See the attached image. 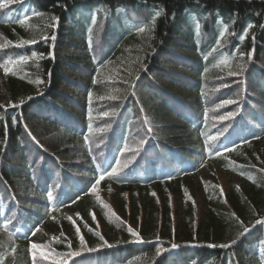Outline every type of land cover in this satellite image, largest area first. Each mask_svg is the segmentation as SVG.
<instances>
[{"label": "trees", "instance_id": "16d2710c", "mask_svg": "<svg viewBox=\"0 0 264 264\" xmlns=\"http://www.w3.org/2000/svg\"><path fill=\"white\" fill-rule=\"evenodd\" d=\"M0 3L3 264H33L32 243L41 246L35 264L46 247L61 264L70 251L83 254L67 264L257 258L264 241V223H256L264 221V0ZM23 40L38 43L15 46ZM134 140L140 148L132 151ZM220 149L227 150L217 155ZM219 173L235 177L227 191ZM197 175L207 187L202 195L193 191Z\"/></svg>", "mask_w": 264, "mask_h": 264}, {"label": "snow or ice", "instance_id": "6c2138e0", "mask_svg": "<svg viewBox=\"0 0 264 264\" xmlns=\"http://www.w3.org/2000/svg\"><path fill=\"white\" fill-rule=\"evenodd\" d=\"M3 7H6V5L3 4V3H0V8H3ZM34 15H40V14H39V13H35ZM28 19H29L28 17H25L24 19H21V20H19L18 22H19L20 24L23 25V24L27 23V20H28ZM53 19H58V18H55V17H54ZM252 27H254V25H251V24L247 25V26L245 27V29L243 30V33L239 36V40L242 41V40L246 39V38L248 37V35H249V29L252 28ZM140 31H143V28H141ZM44 39H46V40H47V39H55V37H44ZM252 39L254 40L255 37L252 36ZM9 43H12V42H9ZM32 43H38V41H35V40H23V41H21V43H20L19 45H15V46H17V47H22V46H24V45H30V44H32ZM217 43H219V39L217 40ZM3 47H4L3 45H0V49H2ZM212 51H216V48L213 47ZM31 55H32V57H36L38 54L35 53V52H33ZM21 59H26V58H21ZM8 71H9L8 68H4V72H5V73H8ZM230 74H232V73H230ZM89 98H91V93H89ZM230 103H235V101H233V100H224V101L222 102V104H224V105H227V104H230ZM11 106L14 107L15 105H11ZM105 115H107V113H105ZM231 115H232V114H229L228 117H221V119L231 118ZM210 139L215 140L216 137H210ZM224 150H227V149H220V150L217 151L216 154L219 155V154H220V151H224ZM117 163H118V162H117ZM125 166H126V165H125ZM116 173H117V167H112V168H111V171L108 173V175H109V176H115ZM103 178H104L103 175H101V177H100L99 179H103ZM117 179H120V177L117 176ZM97 183H99V180H97V181L92 185V191H93V192L96 191V184H97ZM153 195H155V193H153ZM48 197H49V200H51V199H52V194H51V193H48ZM103 206H104L105 208L108 207V205H106V204L103 205ZM91 215L93 216V218H95V214H94V213H91ZM77 216H79V214H77ZM69 219L71 220L72 218L70 217ZM81 219H82V217H81ZM72 222H73V225H74V227H75V221L73 220ZM256 223H257V224H262V223H264V221L257 220ZM4 227H7V225H4ZM75 230H76V232H77V234H78V236H79L81 247H83V246L85 245V241H84V239H83V236H82V235H79V232H80L79 227H75ZM128 231H129V233H130L132 236L137 237L136 242H138V243H146V241L142 240V239L139 237V234H138L136 231H134L133 229H131L130 227L128 228ZM249 231H250V229L247 228V227H245V228L243 229V232L241 233V235L247 234ZM97 235L99 236L100 240L104 241V244L107 245L108 242L104 240V237H103L102 235H100L99 233H97ZM236 242H237L236 240H233V241H231L230 244L220 245V247H231V245H234ZM211 246H215V245H211ZM172 247L175 248V247H177V246H176L175 244H173ZM30 248L33 250V251L31 252V256H32L33 264H35L36 256H37V251H36V250H39V249L41 248V246L38 245V244H36V243H32V244L30 245ZM95 250H96V249H89V251H95ZM82 254H83V253L80 252V251H70V252H68V253L66 254V260H65L64 264H67V257H73V258H74V257H76V256H80V255H82ZM157 254H160V249H157ZM39 256H40L41 258L47 259V258H48V253L45 252V251H42V250H41V251H39ZM0 264H3V261H2V260H0ZM73 264H75V260H74V259H73ZM229 264H231V261L229 262Z\"/></svg>", "mask_w": 264, "mask_h": 264}, {"label": "rangeland", "instance_id": "374dc122", "mask_svg": "<svg viewBox=\"0 0 264 264\" xmlns=\"http://www.w3.org/2000/svg\"><path fill=\"white\" fill-rule=\"evenodd\" d=\"M136 148H140V144L138 143V141L137 140H134V142H133V145L131 146V150L132 151H134ZM132 161V156L130 155L127 159H126V163L128 164V163H130ZM205 176H208V172H204L203 173ZM219 177H220V183H221V187H222V189L224 190V191H227L228 190V188H229V185L231 184V183H234L235 182V177H228L226 174H224V173H219ZM190 188H191V185H190ZM189 188V189H190ZM188 189V188H187ZM188 189V192L191 194V197H193V195H192V192L190 191ZM193 191L195 192V191H198V190H200L199 191V194H201L203 191H205V187H203L202 186V183H201V181L200 180H197L196 182H194V185H193ZM202 195V194H201ZM199 197H200V195H199ZM195 198L193 197V200H194ZM103 203L104 204H106V205H108V207H107V209H110V210H108V213L109 214H112V213H114L113 211H112V209H113V207H111L109 204H107L105 201H103ZM41 262H42V264H59V261L57 260V259H53V258H50V257H48L47 259H44V258H41ZM258 262V260L257 261H255V260H252V262L250 263V264H256ZM263 264V263H262Z\"/></svg>", "mask_w": 264, "mask_h": 264}]
</instances>
